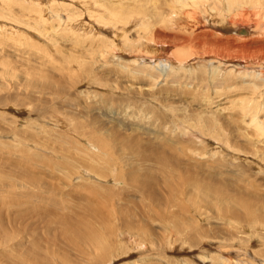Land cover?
<instances>
[{
  "label": "rangeland",
  "instance_id": "obj_1",
  "mask_svg": "<svg viewBox=\"0 0 264 264\" xmlns=\"http://www.w3.org/2000/svg\"><path fill=\"white\" fill-rule=\"evenodd\" d=\"M244 8L254 13L252 22L264 23V8ZM244 8L237 6L238 12ZM238 19L225 25L221 34L237 49L219 62L196 58L180 67L175 60L178 47L146 39L150 47L168 49L155 69L162 74L156 72L153 88L146 78L134 76V66H128L130 80L124 74L129 68L117 65L130 54L146 56L141 48L119 51L118 57L108 54L93 64L86 47L72 48L59 36L54 48L25 32L37 49L19 39L18 48L24 53L18 57L9 50L0 56L10 73L3 74L0 66V264H220L214 258L223 247L233 250V264L243 259L262 264L264 229L260 226L264 224H258L255 216L264 218L260 213H264V173L255 169L256 163L252 167L251 159L243 160L242 152V160L224 155V145L204 129V125L224 124L230 138L246 148L249 131L235 117L230 102L239 97L244 105L250 96L261 95L259 117L264 118V73L260 74L264 59L255 57L260 54L254 50L264 41V27L252 29L247 37L226 35L227 29L254 25H243ZM82 20L91 23L85 15ZM96 27L87 31L92 38L88 45L95 50L113 39L106 27H97L102 34L93 35ZM3 30L2 37L7 32ZM128 38L136 41L132 29ZM44 54L50 61L35 72ZM194 55H201V49ZM76 58L80 65L70 63ZM173 75L183 77V82V78L172 80ZM221 84L230 86V99L222 96L228 94ZM182 113L190 119L197 114L193 124L202 120L201 140H181L186 133L177 128V115L182 118ZM253 162L258 163L255 158ZM212 194L223 197V202ZM191 196L203 199L200 204L209 200L214 208L189 205ZM238 203L248 206L250 223L245 218L228 220L231 223L215 219L217 210L226 214L227 209L235 211ZM91 228L102 238L98 232H86ZM95 236L101 248L92 243ZM230 244L234 249L228 248ZM240 249H245L246 257H236Z\"/></svg>",
  "mask_w": 264,
  "mask_h": 264
},
{
  "label": "bare ground",
  "instance_id": "obj_2",
  "mask_svg": "<svg viewBox=\"0 0 264 264\" xmlns=\"http://www.w3.org/2000/svg\"><path fill=\"white\" fill-rule=\"evenodd\" d=\"M39 2H44V3H48V4L43 5ZM238 4L243 6V8L247 5L251 6L252 8H255V9L264 8V0H0V49L2 51V52H0V56L5 57V55H6L5 53H7L9 50H12L16 54H19L18 57L20 56V53H24L25 52L24 49L18 48V46L21 45V44H19L20 42H18L19 39H26L32 48L37 49L35 47L36 44H33L32 42H30L28 36L26 35V33L29 34V32L33 33V36H34L33 38H35V37L39 38V39H41V41L43 43L48 42L47 44L52 45L54 48L58 45L56 39L60 38L59 36L64 37V38L59 39V40L71 42L73 44L72 48H75V49L80 48L81 49V48L86 47V48H88L86 51L90 55V61L89 62H92L93 64L97 63L96 60L102 59L103 57L105 58V56L108 54H112L114 57H116V56L118 57L117 53L119 51L127 53L131 49L132 50H134V49L138 50L139 48H141L143 50L142 52H145L144 55H146V56H135V55L132 56V54H130V56H128V57L124 56L125 57L124 59H126L127 61H125V62L122 61V63H118L117 65L122 69L129 68L128 67L129 65L134 66L135 67V68H133V72L135 71L134 76L140 75L141 77L146 78L151 83L150 87L153 88L155 81H157L156 78H158V76L156 74L158 73L159 76H161V74H162V72L156 71L155 69H156V67H159L161 65V62L165 58L164 55L167 54L168 49H164V48L159 49V47H157V46L156 47H153V46L150 47L149 43L146 41V39H149V40L152 39L151 42H153V40H154L157 43L168 44L171 46V48H172V46L178 47L179 49L174 48V49L178 50V51L175 50L176 51L175 52L176 53L175 60L178 62L180 67H187L189 62L192 59H196V58H199V60H202V61L204 59L205 60L206 59H212V60H217V62H219V61H221L220 60L221 56L223 58H225L224 55H229L231 53L234 54L235 50L237 49L236 46H232L230 41L224 40V37L221 38V34L223 33L224 26L225 25H228V26L231 25V23L233 22L232 21L233 18L238 17L239 23H241L243 25H245L247 23L254 24V25L250 28H249V26H240L236 29H227L225 31L226 35H231V36H236V37H247V36L252 34V31H253L252 29L255 28V30H257V29L261 28L262 26L264 27L263 22H260V21L252 22L251 21V19L254 16V13L250 12L248 9L244 8L242 11L238 12V9H237ZM15 7L16 8L18 7L19 9L15 10ZM211 13H214V14H211ZM83 15H85V19L88 18L89 20H91L90 24H88L87 21H84V20L80 21V18ZM94 26L100 27V29L106 27L105 29H108L109 33L112 34V36H113V39H111L110 36L103 34L104 36L109 37L111 40L105 42V44L102 45V48H98L96 50L92 49L91 45L90 46L88 45V40H91L92 38H89L88 37L89 34H87L88 33L87 31L91 27H94ZM3 27H5L7 29L6 30L7 32L2 37L1 34L4 33ZM97 27H96V33H93V35H96L99 32L102 34V31H99V30L97 31ZM128 27H130V28H128ZM130 29H132L133 32H135L136 41L131 42L129 40L128 33H129ZM242 30L245 31L246 33L245 34L240 33V31H242ZM212 31H213V33H212ZM50 32H51V34H50ZM90 32H92V28L89 31V33ZM109 33L107 32L108 35H109ZM263 36H264V34H263ZM247 40H252V39H247ZM253 40H254V38H253ZM255 40H256V38H255ZM257 41H258V39H257ZM237 42H238V39H237ZM239 42H240V40H239ZM250 42H252V41H250ZM259 42L254 47V50L256 51L257 54H260V55L255 56V57H261V59L263 60L264 59V41H259ZM21 43H22V41H21ZM240 43H242V42H240ZM52 46H50L51 49H53ZM39 49H40V47H39ZM48 49H49V47H48ZM199 49H201V55L195 56L194 54H197ZM160 50L164 53L163 55H162V53L160 54ZM191 51H193L194 54ZM158 52H159V54H158ZM1 53H3V54H1ZM125 53H123V54H125ZM242 53H244V51ZM245 54H247V53H245ZM28 55H30V54H28ZM247 55H249V54H247ZM252 55L254 57V53ZM0 58H2V57H0ZM41 59H42V62L40 64H38L37 67H34L35 72H37L36 68L38 69V67L44 66V62L46 64L50 61L49 56L47 54H44L43 56H41L40 60ZM230 59H231V56H230ZM225 60H228L227 57ZM83 61L85 63L87 62V61H85V59H83ZM167 61L170 62L169 59H167ZM230 61L232 62V64H235V62L233 60H229V62ZM109 62H110V60H109ZM224 62H226V61H224ZM260 62H262V61H260ZM70 63L71 64L73 63L76 66L81 64V62L78 60V58H76L74 61H71ZM100 63L101 62H99V65H100ZM196 63H197V61H196ZM263 63H264V60H263ZM86 64H88V63H86ZM0 66L2 67L3 74H5V73L10 74L9 70H8L9 69L8 64L5 63L4 60H2L0 62ZM89 66H91V65H89ZM150 66H153V67H150ZM1 67H0V69H1ZM98 67H100V66H98ZM27 69H25V71ZM34 69H31V70H34ZM92 69H95V68H92ZM171 69H172V67H171ZM215 69L217 70V68H215ZM232 70L234 71V69H232ZM35 72L32 71V75L37 74ZM112 72L114 75L115 72L114 71H112ZM104 73H106V72H104ZM185 73H186V71H185ZM262 73H264V69H261L260 74H262ZM124 74H127V77H129L130 80L133 79V76H131L130 68ZM124 74H123V76H124ZM171 75L172 74L169 73L167 76L169 77ZM26 76H29V75L26 74ZM115 76H116V73H115ZM119 76L120 75H118V77ZM173 77H171V79L175 80L176 82H178V79L181 80L183 78V77H180L181 78L180 79L179 76L175 77L174 75H173ZM217 77H218V75H217ZM188 78H186V79H188ZM87 79H89V78H87ZM111 79L112 78H110V80ZM183 80H184V78L181 81L183 82ZM116 81L117 80H115V82ZM171 83H173V82H171ZM110 84H111V82H110ZM202 84H204V83H202ZM212 84H213V82H212ZM97 85H99V84H97ZM106 85L107 84H105L104 87H106ZM171 85H173V84H171ZM89 86H91V85H88V87ZM219 86H221V87L224 86L225 91L227 90L228 95L222 94V96L225 99H228V98L230 99V97H229L230 86H227L226 84H221ZM115 87H116V83H115ZM164 87H165V85H164ZM171 88H172V86H171ZM142 90H144V89H142ZM180 93H182V92H180ZM249 95H252V94H249ZM157 98L159 100V97H157ZM260 99H261V95L259 96V98H255L253 96H250L249 100H247V99L244 100V102H245L244 105L242 104V101L239 99V97L233 98V100L230 102L233 105V109H235V111H236V116L235 115H231V116L232 117L235 116L237 118H240V120H241L240 122H243V125H245L244 130L249 131V132L245 133L246 148H242V146H240L237 141L230 138L228 131H227V126L224 124L222 126L218 125V124L217 125H210V126L204 125V129L212 132L213 133V139L217 140L219 143H222L224 145L222 150H221L224 152V155H231V157L234 158V160L236 161L238 159H241L240 158L241 155H239V154H240V152H242L245 155V156H243L244 158H242L243 160L251 159L250 162L252 163V167L254 166L253 163H256V165H255L256 167L254 166L255 169H257V171L260 173L261 172L264 173V167L263 168L261 167V166H264V118L262 119L259 117V111H260V106H261L260 105L261 104ZM211 100H212V98H211ZM204 101H206V100H204ZM144 105H145V103H144ZM206 105H208V104H206ZM206 105H204V106H206ZM141 106H143V105H141ZM208 107L206 106L205 108H208ZM185 109H187V108H185ZM223 110H224V108H223ZM194 116H195V114H194ZM200 117L201 116H199L198 119ZM177 118L179 119L177 122V128L178 129L184 128L185 133H186L185 136L181 137L182 141L184 140V142H186V139H188L187 143L188 142L190 143L192 137H194L195 140L196 139L201 140V138L204 137V134H202L203 128L201 127L202 120H200L201 123L198 122L196 124H193V120L197 118V114H196V117H192L191 119L186 117L185 114L182 115V118H179V116L177 115ZM215 118L217 119V117H215ZM197 120H195V121H197ZM205 122H206V119H205ZM61 123H63V122H61ZM210 123L215 124L214 121H212ZM200 143H202V142H200ZM216 144H218V143L216 142ZM219 152H220V149H219ZM248 155H250V157H252V158L247 157ZM253 158H255V161H258V163L253 162ZM199 192L197 191V192L193 193L192 195H197ZM213 198L215 200L223 202V197L213 195ZM201 200H203V199L195 200L191 196L188 198V204L191 206L214 208V205L210 204L209 200L204 199L205 204H202L203 202L200 204ZM260 202L261 201H258L256 203V205L260 206L261 205ZM226 209H227V207H226ZM237 209L238 210L240 209V211L238 212ZM237 209L235 211L232 209H227L228 211L226 212V214L219 209L216 211L215 219L220 218V220L223 223H231L230 221L228 222V220L245 218V221L247 223H250L252 217H247V214L250 211L248 209V206L246 204H243V203H240V204L238 203ZM236 212H238V213H236ZM260 213L264 215L263 212H260ZM255 219H256V222L258 224H264V218L263 217L255 216ZM82 224L85 225L84 223H82ZM256 226H259V225H256ZM256 226H254L253 228H256ZM260 228L264 229V226H260ZM86 232H91L92 235H95V234H97L98 231L96 232L93 228H91V229H88ZM103 232L105 233V232H107V230L104 229ZM117 234H119V233H117ZM98 235L100 236V239H101L102 235L99 232H98ZM210 237H212V236H210ZM91 240H92V243L96 245V247L98 246L99 248H101L100 245L96 241V236L93 237ZM121 241H123V240H121ZM208 241H210V240H208ZM102 243H103V241H102ZM171 243H172V241H171ZM215 243H217V242H215ZM247 244L244 243V246L246 249L249 248V246H247ZM233 247L234 246L230 244V246L228 248L232 249ZM260 249H263V248H260ZM205 252H206V250H205ZM214 252H215V250H214ZM232 252H233V250H228L227 248L223 247L221 252L220 251L217 252L218 257L214 258V260L220 261V264H233V258L231 257ZM238 253L239 254L236 255L237 258H240L238 256H242V258L246 257L244 254L245 249H240ZM258 256H260V255H258ZM150 259H151V257H150ZM195 261L198 262L197 260H195ZM256 263L261 264L260 261L256 262ZM202 264H205V263H202ZM236 264H251V263L248 260L243 259V260L238 261V263H236ZM262 264H264V260L262 261Z\"/></svg>",
  "mask_w": 264,
  "mask_h": 264
},
{
  "label": "water",
  "instance_id": "obj_3",
  "mask_svg": "<svg viewBox=\"0 0 264 264\" xmlns=\"http://www.w3.org/2000/svg\"><path fill=\"white\" fill-rule=\"evenodd\" d=\"M240 33L245 34L246 32L242 30V31H240Z\"/></svg>",
  "mask_w": 264,
  "mask_h": 264
}]
</instances>
